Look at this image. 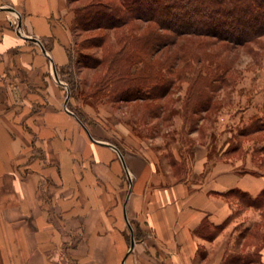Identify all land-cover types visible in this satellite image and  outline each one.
Returning <instances> with one entry per match:
<instances>
[{
  "label": "rangeland",
  "instance_id": "rangeland-1",
  "mask_svg": "<svg viewBox=\"0 0 264 264\" xmlns=\"http://www.w3.org/2000/svg\"><path fill=\"white\" fill-rule=\"evenodd\" d=\"M69 26L64 66L16 27L31 51L0 53V156L9 155L12 178L35 185L51 223L36 234L49 264H134L141 224L123 219L134 158H150L167 182H199L216 159L264 170V34L239 46L195 35L150 46L147 32L165 34L153 22L84 29L72 16ZM125 69L132 79L118 76ZM92 138L122 150L130 170ZM231 198L240 213L239 191ZM250 220L234 219L236 232Z\"/></svg>",
  "mask_w": 264,
  "mask_h": 264
},
{
  "label": "crops",
  "instance_id": "crops-1",
  "mask_svg": "<svg viewBox=\"0 0 264 264\" xmlns=\"http://www.w3.org/2000/svg\"><path fill=\"white\" fill-rule=\"evenodd\" d=\"M12 11L18 14L23 37L45 43L53 66L67 64L73 16L67 0H0V53L11 54L21 45L28 53L33 46L17 38L10 24ZM103 143L99 144L116 153L124 170L116 150ZM122 156L126 168L130 167L129 159L126 157L127 166ZM132 162L138 173L129 179L130 190L125 196L129 204L123 219L128 220V215L141 224L134 264H264V207L245 205L239 213L231 195L223 194L233 188L252 196L260 193L264 189L263 167L240 170L231 160L216 159L199 182L193 181V174L167 182L150 158L139 156ZM203 164L199 162L194 171L200 173ZM10 166L9 155L0 156V264H49L36 234L42 224L51 223L36 206L35 185L27 186L24 178H12ZM240 214L252 220L236 232L234 219ZM204 221L209 223L208 232L214 229L210 237L206 231H198Z\"/></svg>",
  "mask_w": 264,
  "mask_h": 264
},
{
  "label": "trees",
  "instance_id": "trees-1",
  "mask_svg": "<svg viewBox=\"0 0 264 264\" xmlns=\"http://www.w3.org/2000/svg\"><path fill=\"white\" fill-rule=\"evenodd\" d=\"M71 10L74 24L84 29L121 28L133 20L153 22L165 34H157L154 30L147 32L144 37L146 45L150 46L161 38L164 41L166 36L171 37V43L182 35L206 36L239 46L264 34V0H91ZM167 43L169 41L165 40V45ZM71 59L69 52L68 63ZM124 71L118 76L130 78L131 72ZM132 97L140 98L138 93ZM235 191H239L238 199L244 205L264 207V189L255 196L236 188L223 194L229 196ZM208 224L204 221L198 231H206L204 234L210 237L214 229L208 232Z\"/></svg>",
  "mask_w": 264,
  "mask_h": 264
},
{
  "label": "water",
  "instance_id": "water-1",
  "mask_svg": "<svg viewBox=\"0 0 264 264\" xmlns=\"http://www.w3.org/2000/svg\"><path fill=\"white\" fill-rule=\"evenodd\" d=\"M8 9H11V8H8ZM51 59V58H50ZM89 134V133H88ZM90 136V135H89ZM90 138H91V136H90ZM93 139V138H92ZM94 140V139H93ZM96 142H99V141H96ZM99 143H102V142H99ZM103 144H105V143H103ZM107 145H109V146H111L112 148H114L115 150H116V152H117V154L119 155V157L121 158V160H122V162H123V166H124V169L126 170V165H125V162H124V159H123V156H122V154L120 153V151L115 147V146H113V145H110V144H107ZM124 218L126 219V213L124 212ZM129 226V225H128ZM130 228V227H129ZM130 231H131V228H130ZM132 242H133V237H132V233H131V244H132Z\"/></svg>",
  "mask_w": 264,
  "mask_h": 264
},
{
  "label": "built area",
  "instance_id": "built-area-1",
  "mask_svg": "<svg viewBox=\"0 0 264 264\" xmlns=\"http://www.w3.org/2000/svg\"><path fill=\"white\" fill-rule=\"evenodd\" d=\"M12 13L14 14V17L13 19L10 20V24L15 26L17 30L19 31L20 26L18 25V14L14 11H12Z\"/></svg>",
  "mask_w": 264,
  "mask_h": 264
},
{
  "label": "bare ground",
  "instance_id": "bare-ground-1",
  "mask_svg": "<svg viewBox=\"0 0 264 264\" xmlns=\"http://www.w3.org/2000/svg\"><path fill=\"white\" fill-rule=\"evenodd\" d=\"M120 151H121V153L124 155L123 151H122V150H120ZM124 158H125V161H126V164H127V159H126L125 155H124ZM127 166H128V164H127ZM128 168H129V166H128ZM129 170H130V169H129Z\"/></svg>",
  "mask_w": 264,
  "mask_h": 264
}]
</instances>
